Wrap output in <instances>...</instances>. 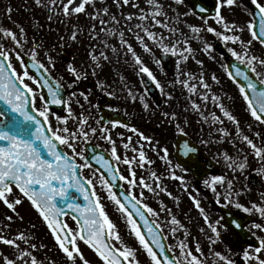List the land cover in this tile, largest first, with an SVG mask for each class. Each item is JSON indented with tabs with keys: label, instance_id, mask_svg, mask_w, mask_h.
Wrapping results in <instances>:
<instances>
[{
	"label": "snow or ice",
	"instance_id": "6c2138e0",
	"mask_svg": "<svg viewBox=\"0 0 264 264\" xmlns=\"http://www.w3.org/2000/svg\"><path fill=\"white\" fill-rule=\"evenodd\" d=\"M34 3L47 11L48 21L87 15L92 21L88 39L98 44L90 47L89 64L80 68L67 64L65 71L70 79H66L64 74L54 75L56 59L52 52L55 46L47 48L43 38L29 40L22 25L17 24V30L0 27V205L11 213L0 218V245L11 250V255L0 252V264H56V260L47 255L43 258L36 255L48 246L34 242L35 223L28 230L17 229L11 233L14 217L21 222L24 220L18 207L25 203L47 230L64 264H92L81 245L91 251L97 264H141V253L147 264H237L235 258L242 264H264V193L260 194L259 204L252 202L248 207L240 203L241 191L234 188L235 174H243L248 167V155H244V148L237 144L249 150L259 164L255 171L264 176V141L254 142L244 134L240 120L223 103V97L213 91L214 86L221 85V79L215 72L206 77L205 61L198 58L199 53L208 60L217 59L207 34L224 45L234 62L221 63L220 67L235 86L251 120L264 125V0H249L252 8L243 0H215L211 13L205 6L180 11L185 0H171L167 5L163 0H143L145 7H141L138 0H112L121 10L119 17L110 13L107 6L97 8L96 0H34ZM89 7L91 12L87 11ZM125 7L135 11L124 13ZM224 9L231 10L232 15L236 9H241L247 19L230 20L223 14ZM12 11L10 6L5 9L9 19ZM190 17L199 23L189 22ZM81 32L73 24L68 39L78 42ZM58 38L64 40V36ZM193 42L197 47H193ZM112 56L123 57L124 63L139 78L141 88L136 89L120 76L119 87L124 94L121 97L110 90L112 85L97 78L95 88L105 95L139 103L147 113L152 111L148 102L150 86L159 90L166 104L175 98L174 91L180 90L186 100L184 112L197 114V123L208 124L212 128L210 136L218 135L215 140L201 137V145L224 143L226 138L233 137L223 127L225 121L234 125L235 135L227 142L236 149V156L220 151L214 157L216 163L222 161L233 174L231 179L226 175H211L198 180L190 191L191 181L187 177L194 171L203 172L204 166L193 142L184 141L179 149L183 159L174 163L169 158L168 148L160 141L135 127L129 128L118 119L105 122L103 116L93 115V109L97 112L99 109L89 98L92 89L85 92L77 88L89 76L98 77ZM168 56L175 58L174 74L162 82L157 72L168 76L162 63ZM145 57L156 71L146 63ZM189 61L199 66V72L187 69ZM209 103L220 115L215 112L205 115ZM73 104L78 106L79 112L73 109ZM54 107L63 114H58ZM160 115L174 128L176 135L188 136L186 128L190 124L186 117L181 120L175 111ZM118 127L134 133L139 138L137 144L132 146L131 136L125 139L123 133L117 132L118 145L113 137ZM247 128L251 131L253 124L249 123ZM253 136L259 140L260 133L253 132ZM91 140L103 141L109 147L103 152L93 151L89 157L82 145ZM145 144L164 164L165 175L148 171L147 177L137 176L136 169L144 172L155 163L147 156ZM129 151L133 153L131 157ZM121 166L126 167V175ZM166 179L179 183L202 218L203 227L199 232L207 241V255L195 237L189 244V231L163 201L157 200L158 210L147 203L145 193L152 198L163 193L179 206L180 197L162 183ZM199 185L214 194L217 205L223 200L224 207L231 206L250 215L254 212L260 222L253 221L247 226L238 219L212 218L198 198ZM105 201L114 206L133 244L122 237L106 210ZM178 233H182L183 238ZM228 234L241 241L238 253L225 243ZM243 234L253 239L244 240ZM169 239L175 243L169 244ZM217 244H223V250H216Z\"/></svg>",
	"mask_w": 264,
	"mask_h": 264
},
{
	"label": "flooded vegetation",
	"instance_id": "af4514ba",
	"mask_svg": "<svg viewBox=\"0 0 264 264\" xmlns=\"http://www.w3.org/2000/svg\"><path fill=\"white\" fill-rule=\"evenodd\" d=\"M8 1L10 0H0V9L4 10V3L7 4ZM24 1L25 0H22V2ZM199 1H200L199 4L201 6H205L208 8L209 13L212 12L214 8L215 0H199ZM185 3L188 5V8H191L188 2L185 1ZM243 3L247 5L249 8H251L249 0H243ZM226 13H231V10L224 9L223 14L225 16H226ZM235 13L242 14L243 12L241 9H236ZM209 36L211 39L210 41L213 43L214 47L215 45L218 46V49L215 48V54L217 56V59L216 61H211V60H208L207 57H204L205 63L209 66L212 72L216 73L218 77L226 78L220 65L221 63H225L224 58L223 60H221V57H223V55L228 54V53L222 43L221 45L214 44L215 38L212 37L211 34H209ZM220 46H223L225 50L220 49ZM258 46L259 45H257L256 50L258 49ZM67 51L71 54L73 58V53L70 52L69 50ZM170 60L172 62V66L174 67L175 58L170 57ZM57 73L62 74V71L59 70L58 72H55L54 75ZM173 74H174L173 72L172 74H168L169 78L167 77L165 80L170 79L173 76ZM134 80H135V83L133 85L135 86L136 89H140L141 85L139 82V78L136 77ZM79 85L81 87L86 85V89H89L90 87V84L89 83L85 84V81H81ZM230 85L233 88L229 91H214V90L213 91L217 92L223 97V103L240 120L241 128L243 129L244 134L249 135V137L252 138L254 142L260 143L264 141V125H257L254 121L251 120V118L248 116V114L244 110V105L237 94V90L235 86L231 82H230ZM169 90L172 91L171 89ZM99 94H101V92H97L94 95L93 104L95 105L97 103ZM174 97L175 98L172 101H169L167 104L165 103V97H163L160 94V92H159V99L161 100L153 101L148 97V102L152 108V111L147 112V113L143 111L139 103L132 104L131 102H126V101L121 103L120 99H115V98H113V101H109L105 104V109L111 114L116 115L114 116L115 118H112V119H118L121 122L127 124L129 128L135 127L137 128L138 131L143 132L145 135L153 137L154 140L160 141L162 146H166L168 148L169 158L172 159L174 163H179L183 159L180 155L179 149L183 145L184 141L190 140L191 142H193L195 146L199 149V155L201 159L204 161V166H203V172L194 171L192 174H190L187 177V179L191 181V185L189 188L190 191L192 187L196 186V182L198 180H201L211 175H226L228 179H231L233 174L229 170L226 169L222 161L219 164L216 163V160L214 159V157L220 151H227L230 155L236 156V149L233 148V146L227 142V139H231L235 135L234 125H232L228 121H225V124L223 125V127L228 129V131L233 134V137L226 138L224 143L210 142L207 145H201L199 143V140L201 137H203L206 140H215V139H218V135L213 134L212 136H210L209 134L212 132V128H210L208 124L197 123V121L199 120V116L197 114L191 111L184 112V108L186 107V100L180 90L174 91ZM227 97H232L233 99H228ZM156 104L159 105L158 108L156 107ZM111 108H117L119 111L113 112L110 110ZM202 108H203V105H202ZM173 111H175L178 114L181 120H183L186 117L187 120L189 121L190 127L186 128V131L188 132L187 137H181L179 135H176L174 128L171 125H169L167 121L164 120V118L161 117L160 115L161 112L171 113ZM209 112H215L217 115H220L219 110L216 109L211 103H209L207 111L205 112V115H207ZM93 115L99 116V112H97L96 109H93ZM249 123L253 124V128L251 129V131L247 128V125ZM217 127H219V125H217ZM257 131L260 133L259 140H257V138L253 136V132H257ZM117 132L123 133L125 139L131 136L132 143L134 144H137V142L139 141V138L134 133L130 132L126 128L118 127L117 129L113 131V137L117 140L118 145L120 141H119V137L116 136ZM87 144H92L93 146L100 145V147L98 148H100L103 151L109 147L105 142L99 141V140H91ZM87 144L82 145L84 151H85ZM237 147L244 148L243 154L248 155V167L245 169L243 174L239 172L235 174L234 188L237 191H241V195L238 198L240 203L244 204L245 206L250 207L252 202H256L259 204L261 201L260 194L264 193V176L257 174V172L255 171L259 167V164L250 155L249 150L245 146L240 145L239 143L237 144ZM119 151L123 152V149H119ZM145 151H146L147 156H155V154L151 151V148L147 144H145ZM121 169L126 175L127 174L126 167L121 166ZM140 173L142 172L138 170L137 175H139ZM165 174L166 173H165V167H164L163 175ZM163 184L166 185L168 190L169 191L171 190V192L174 195L180 197V203L184 204L181 207L189 208L196 214V217L198 218L200 222V227H199L200 229L203 226L202 218L199 216L196 209L192 207L191 201L188 199V196L185 193H183V191L179 188V183L174 180L166 179ZM197 190L199 191L198 198L201 200L202 206L205 208L207 212L210 213L212 218L223 217L225 220H229V221L231 219H238L244 225H247V226H250V224L253 221L260 222V217L258 216V214H255L254 212L253 214L250 215V214L243 213L242 211L235 209L231 206L224 207L223 200L221 201V204L217 205L215 203L214 194L211 191L204 188L203 185H199ZM193 195H196V192H193ZM220 208L225 209L228 212H226V214H223L218 210ZM259 234L260 233H258V235ZM196 239L200 241L202 248L204 249V252L207 255L208 254L207 252L208 244H206L207 241L205 240V238H203V235L198 233ZM243 239L250 240L253 238H251L250 235L243 234ZM239 242L241 241H237L235 237L231 236V234H228V239L225 240V243H227L228 246L232 248L233 252H237V253L241 250L239 246ZM215 247H216V250H223L224 245L217 244ZM235 259H236L237 264H242V261L239 258H235Z\"/></svg>",
	"mask_w": 264,
	"mask_h": 264
},
{
	"label": "rangeland",
	"instance_id": "374dc122",
	"mask_svg": "<svg viewBox=\"0 0 264 264\" xmlns=\"http://www.w3.org/2000/svg\"><path fill=\"white\" fill-rule=\"evenodd\" d=\"M141 7H145L143 0H138ZM171 0H163V3L165 5L169 4ZM29 5L31 7V10L29 12L25 11V6ZM10 6L13 11L11 13V18L9 19L8 15L5 13V9ZM104 6H107L110 10V13L116 14L119 17L120 9H117L116 6L112 3V0H103V3L101 0H96V7L102 8ZM175 7V5H173ZM188 5L185 3V5L179 9L180 11L187 10ZM88 12L92 11V8L87 9ZM124 13L127 12H134L135 9H131L128 7H125L122 9ZM169 15H171V12H169ZM48 13L46 10L36 7L34 0H25L22 2V0H10L7 4L4 3V10L0 9V27L10 28L13 30L16 29V25H22L25 28V32L31 40L33 37H35L37 40L40 39V36H42L45 40V46L47 48H52L55 46V51L52 52V55L56 59V72L59 70L62 71V74L65 75L66 79H70L68 77L65 69L67 64L72 63L75 67L80 68L82 65L89 64V58H88V52L90 50V47L92 44H98L97 41H90L88 39V32L91 26L92 21L89 20L88 16L85 14H81L78 16H73L71 19L64 20L63 17H57L54 18L52 21H48L47 19ZM226 16H228V19H236L238 21L246 20L245 14L243 13H235L234 15L230 13H226ZM245 17V18H244ZM64 22H60V21ZM189 22L192 23H199L198 20H195L193 18H189ZM75 24L79 27V29L82 30L81 35L79 37L78 42H72L68 39V36L71 33L72 25ZM38 26L40 28V34L39 36H36L32 30L33 26ZM182 26V25H181ZM51 29V31H50ZM157 31H161L160 29H157ZM186 31V29H185ZM245 38H247V33L244 34ZM59 36H64V40H59ZM206 38L210 39L209 34L206 35ZM115 43V41H112ZM195 43V42H193ZM62 44L67 50L73 53V58L69 63L65 61H61L59 51L57 50V45ZM193 47H197L195 44H193ZM139 51V49L137 48ZM257 52L260 51L259 46L256 50ZM159 55V53H157ZM111 55V53H109ZM198 58H201L204 60L203 54L198 53ZM146 63L149 64V66L156 71L155 66L151 64L150 60L145 57ZM205 61V60H204ZM187 69L193 72H199V66H197L194 62L189 61L187 64ZM175 69V64L173 67V73ZM212 73L209 66L205 63V74L206 77H208ZM124 76L131 84L135 83L136 76L134 75L132 69L124 63L123 57H120L117 59L116 56H112V60L110 63H105L103 65V68L99 71L98 77L93 78L89 76V78L85 81L86 83L90 84L89 89H92V95L89 97L90 100L94 101V95L97 92L104 93L103 91H99L95 88V81L96 79H101L105 81L106 83L112 85V88L110 90L115 91L119 96L123 97V92L121 91L119 87V77ZM158 78L163 82L167 77L160 76V74L157 72ZM169 78V77H168ZM220 78V77H219ZM221 79V85L214 86V91H229L233 87L230 85V82L226 78H220ZM210 82V81H209ZM89 89H86V85L81 87L78 85L77 90H82L87 92ZM121 103L124 102V100L120 99ZM73 109L77 112L80 111L78 106L75 104L72 105ZM136 144L132 143V146H135ZM133 155L132 152H129L128 156L131 157ZM151 158L155 163L147 169V171H144L137 175L138 177L140 175H144L147 177L148 171H155L158 175L164 174V164L157 158V156H148ZM137 169L136 171H138ZM140 171V170H139ZM165 180H163L162 183H164ZM171 191V190H170ZM145 195L148 197L147 203L153 207L154 209L159 208V204L157 203V200L163 201L165 205H167L169 208L172 209L173 214L181 221V223L184 224L185 228L189 231L190 235L188 237V242L191 245L192 244V237L197 238V234L199 232L200 222L198 218L196 217V214L189 208L181 207L184 204L179 203V206L177 207L175 202L172 199H169L166 195L163 193L158 198H152L148 193H145ZM106 204V210L110 216V218L118 225V228L120 230V233L122 237L125 239V241L128 244H133V239L128 236L127 229L125 228L123 222L120 219L119 214L115 211V208L112 204L105 201ZM18 211L21 215L24 216L23 222L16 219L14 217V222L11 224L10 229L11 233L14 234L17 229H23L28 230L30 225L32 223L36 224V228L32 230L34 232V235L36 237L37 244L43 242L48 246V248L44 251L37 252L36 255L39 258H43L45 255L47 257L55 259L56 264H64V261L61 257V255L54 249L53 243L51 240V237L47 234V230L44 228V226L40 223L39 218L37 217L36 213L30 208V206L25 203L18 207ZM8 214L11 215L10 212L6 208H4L2 205H0V218L3 217V215ZM163 219V215L161 217ZM203 227V226H202ZM201 234V233H200ZM180 238H183L182 233L177 234ZM203 235V234H202ZM204 238V235H203ZM169 244H174L175 241L172 239H169ZM207 244V243H206ZM81 247L84 249L86 256L92 261V264H97V260L94 257V255L91 253L90 250L87 248H84L83 245ZM0 252H3L4 254L11 255V250L4 245H0ZM139 259L141 261V264H147V261L144 257V255L141 253L139 256Z\"/></svg>",
	"mask_w": 264,
	"mask_h": 264
},
{
	"label": "water",
	"instance_id": "95a60500",
	"mask_svg": "<svg viewBox=\"0 0 264 264\" xmlns=\"http://www.w3.org/2000/svg\"><path fill=\"white\" fill-rule=\"evenodd\" d=\"M191 6H196L197 8H199L201 5L199 4L200 1L199 0H187ZM200 5V6H199ZM250 7L252 8V6L250 5ZM29 9V8H28ZM35 29V32L38 33L39 32V29H37L36 27L34 28ZM215 44H218V43H215ZM222 47V46H220ZM216 48H218L216 46ZM223 48V47H222ZM59 49L61 51V54H62V58L65 59V60H69L70 59V56L68 53H66L63 48L61 46H59ZM224 59L226 61V63H233L234 61L232 60V58L230 56H227V55H224ZM162 63L164 65V68L167 70V71H171V61L169 59V57H164L163 60H162ZM146 79V78H145ZM148 96L152 99H157L158 97V93H157V89L154 87V86H150V89H149V92H148ZM110 100L109 96L107 95H102L100 96V100L97 104V108L99 109V113H100V116H103L104 117V121L107 122L109 119H111V114H109L107 112V110L103 107L104 104ZM53 110L57 111L58 114H62V110L59 109V108H56L54 107ZM93 165H95V163L93 162ZM96 166V165H95ZM122 190V189H120ZM82 198H78V200H80Z\"/></svg>",
	"mask_w": 264,
	"mask_h": 264
}]
</instances>
